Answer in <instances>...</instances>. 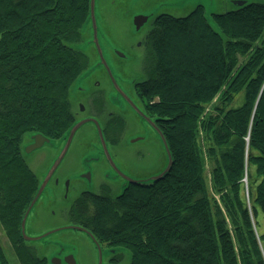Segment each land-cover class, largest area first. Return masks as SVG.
Instances as JSON below:
<instances>
[{"label":"trees","instance_id":"1","mask_svg":"<svg viewBox=\"0 0 264 264\" xmlns=\"http://www.w3.org/2000/svg\"><path fill=\"white\" fill-rule=\"evenodd\" d=\"M90 7L0 0V218L8 227L40 186L25 135L57 140L75 125ZM212 17L216 28L203 9L161 14L149 32L150 72L138 88L162 121L172 165L114 203L98 199L94 218L129 264H264L256 225L258 208L264 213V0Z\"/></svg>","mask_w":264,"mask_h":264},{"label":"flooded vegetation","instance_id":"2","mask_svg":"<svg viewBox=\"0 0 264 264\" xmlns=\"http://www.w3.org/2000/svg\"><path fill=\"white\" fill-rule=\"evenodd\" d=\"M200 9L205 12L199 5L191 13ZM149 38L150 33H146L138 42L139 48L145 47L139 49L137 61L141 74L130 68L135 60L133 55L127 67L117 59L116 67L121 72H117L119 79L114 77L110 63L106 59L103 63L97 51L96 70L73 90L74 124L86 122L78 128L68 146V137H61L50 139L30 152L32 156L36 154L34 158L38 156L44 169L40 186L52 170L55 171L28 215L31 204L12 227L0 218V247L6 258L0 260V264H93V261L95 264H123L128 258L129 253L99 232L94 218L98 199L114 203L135 183L150 179L151 171L161 168L155 163L159 145L164 150L160 160L167 159L161 140L162 121L147 107L148 99L138 88L148 78L144 56L148 53ZM107 54L111 55L110 51ZM113 54L124 57L121 52L113 51ZM86 126L89 129L82 132V141H79L81 149L69 165L63 166L78 141V133ZM29 137L28 143L33 144V135ZM150 157L152 165L148 162ZM83 251L88 260L82 258Z\"/></svg>","mask_w":264,"mask_h":264},{"label":"rangeland","instance_id":"3","mask_svg":"<svg viewBox=\"0 0 264 264\" xmlns=\"http://www.w3.org/2000/svg\"><path fill=\"white\" fill-rule=\"evenodd\" d=\"M237 1H245L247 2H258V0H96V20L98 24V35H99V44L102 47L103 54L107 62L110 63V67L112 68V74L114 77L119 79L120 69L116 67L117 59H121L122 62L125 63V67L130 63L131 57L134 55V62L130 65L131 70H135L136 73L141 74L140 67L137 64V61L140 57V47L138 42L144 39V35L149 33L151 29H153V20L160 15L162 12H167L170 15H174L176 17H182L189 15L194 8L201 5L205 9L206 18L209 19L210 24L213 25L214 28L217 27L215 20L213 19V14L215 13H225L226 11L234 10L237 8ZM145 15L150 16V21L147 22L144 27L140 28L139 31L136 30L135 24L133 20L136 16ZM88 26L84 29V38L83 42L79 45V47L85 52H87V56L89 57V69L86 71L84 75L78 79L77 84H81L83 81V77L86 74L92 73L96 70L97 61L99 58L97 57V48L94 46V43L91 41L93 39V29L92 24H87ZM91 41V42H90ZM110 51L111 55L107 53ZM115 52L124 53V57H119L113 54ZM146 57V74L150 72L148 71L149 57L147 53ZM148 58V59H147ZM137 59V60H136ZM118 72V73H117ZM85 78V77H84ZM76 84V85H77ZM240 99L236 101L238 104ZM220 103V102H219ZM89 129L88 126L81 129L78 133L77 142L72 148L71 152L68 155V159L66 164L63 166L69 165L74 156L81 149V145H79V141H82L81 135L82 132L87 131ZM30 134L25 135V140L23 144L24 150H26L25 146L28 145ZM164 150L162 146H158L155 155V163L160 164L161 168L156 171H151V175L156 176L157 173L164 170L167 166V159L165 161H161L162 153ZM36 155V154H35ZM35 155H30V153H26L25 151V159L29 164L30 168L34 171L37 179L44 175L43 166L38 162V156L36 158ZM152 157L148 159L149 164H151ZM152 165V164H151ZM211 165L207 168V176L208 182L211 184ZM156 172V173H154ZM40 183V180H39ZM210 189H212L210 187ZM50 220V218H47ZM256 225L257 232L262 236V247H264V213L258 208L256 213ZM82 258L88 260V256L85 251H83ZM95 259V256L92 257ZM86 263V262H84ZM83 263V264H84ZM95 264V261H93ZM107 264V263H103ZM123 264H129L128 258L125 260Z\"/></svg>","mask_w":264,"mask_h":264},{"label":"water","instance_id":"4","mask_svg":"<svg viewBox=\"0 0 264 264\" xmlns=\"http://www.w3.org/2000/svg\"><path fill=\"white\" fill-rule=\"evenodd\" d=\"M90 3H91V7H90V20H91V24H92V29H93V39L91 40L93 43H94V46H96L97 48V51L99 52V57H101V61H103V63H106L105 61V57H104V54H103V50H102V47L100 46L99 44V35H98V24H97V20H96V0H90ZM238 5H243L245 4L246 2L245 1H237L236 2ZM150 19V16H145V15H139V16H136L133 20V23L135 24V28L137 31H139V29L141 27H143L147 21ZM87 24V23H86ZM87 26V25H86ZM90 41V42H91ZM90 74V73H89ZM88 74H86L87 76ZM84 76V77H86ZM83 77V78H84ZM86 122L85 120L83 121H79L78 123H76L68 132H67V136L68 137V144L67 146L69 145V143L71 142L72 138L74 137V134L75 132L78 130V128L84 123ZM161 140L164 144V149H165V152H167V166L164 168V170H162L161 172H159L156 176H153L151 179L152 180H157V178H160V177H163L167 171L170 169L171 165H172V154L169 150V145H168V142H166V139H165V136L163 134H161ZM33 140H34V143L33 144H28L25 146L26 148V153H30L32 151H34L35 149L37 148H40L41 146H43L44 144H46V142H50V138L47 137V136H43L42 134H34L33 135ZM66 149H68V147H66ZM66 149L64 150V152L61 154L60 156V160L63 158L64 154L66 153ZM58 165V164H57ZM56 165V166H57ZM55 171V169L52 170L51 174ZM51 174L49 176H47V178L45 179V181L42 183V185L40 186L39 188V192L37 193V196L33 199L28 211H27V215H28V212L31 208H33V206L36 204V201L37 199L40 197V195L42 194L43 192V189L46 187V185L48 184V181H49V177L51 176ZM27 215L25 216V219L27 218ZM25 222V220H24Z\"/></svg>","mask_w":264,"mask_h":264}]
</instances>
